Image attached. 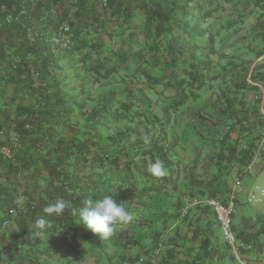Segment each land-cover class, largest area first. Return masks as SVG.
Instances as JSON below:
<instances>
[{
    "label": "trees",
    "instance_id": "obj_1",
    "mask_svg": "<svg viewBox=\"0 0 264 264\" xmlns=\"http://www.w3.org/2000/svg\"><path fill=\"white\" fill-rule=\"evenodd\" d=\"M250 14L260 55L264 0H0V264H87L88 252L93 264H142L138 252L129 254L138 244L131 233L150 223L152 199L175 188L171 156L181 127L216 139L209 166L250 164L258 137L237 149L229 132L248 137L254 122L263 124L264 59L223 65L231 74L218 94L208 84ZM138 79L159 93L153 105L142 87H121ZM157 160L166 177L149 173ZM184 177L204 185L192 169ZM104 195L124 202L134 219L100 240L77 209ZM57 200L63 212L45 214ZM41 216L48 223L37 236Z\"/></svg>",
    "mask_w": 264,
    "mask_h": 264
},
{
    "label": "rangeland",
    "instance_id": "obj_2",
    "mask_svg": "<svg viewBox=\"0 0 264 264\" xmlns=\"http://www.w3.org/2000/svg\"><path fill=\"white\" fill-rule=\"evenodd\" d=\"M255 16L256 14L248 15L237 36L241 38L232 49L225 51L226 58L220 59V62L216 64H219L220 68L218 79L208 82L209 89H212L215 94L226 88V81L231 74L229 66L227 70L221 69L223 65L244 62L247 63L245 67H252L259 59H264V52L258 54L263 43L254 38L252 29ZM213 59L215 61L217 56H213ZM145 85L138 79L133 83L126 81L121 84V87H142L148 92L153 105L159 93L147 89ZM259 87L258 109L264 117V86ZM206 89L205 87L202 90L203 94L206 93ZM251 96L252 94L249 93L242 96L243 103L247 107L251 103ZM154 111L159 112V107L157 109L155 107ZM262 123L259 127L254 122L251 127V136L248 137L243 133L240 134L237 127L231 128L228 141L231 145L235 144L237 149L246 144L245 138L258 137V142L251 146L254 149L251 151V166L248 163L243 165L233 162L222 167L221 170L216 164L209 166L205 162L207 155L218 151L216 139L208 137L204 131L192 129L191 126L179 128L176 131L179 142L171 156L177 161L178 166L175 188L168 186L164 192L152 199V208L146 214L150 223L147 225L146 222L132 231L131 237L138 241V244L129 248V254L132 256L138 252L142 264H242L239 259L247 264H264V251L256 256L258 259L256 262H247L245 257L247 253L242 246H239V259L236 258L223 240V236H220L214 215L205 204L208 198H212L214 190L220 191L218 193L215 191L213 198L217 197L223 202H227V195L232 196L236 193L237 198L233 196L234 225L240 227L246 219L249 222L252 221V225L264 223V197L260 202H254L250 198L255 186H264V119ZM189 169H192L193 174L204 183L201 188L189 184L185 179L184 175ZM213 177H218L219 182L216 183ZM169 242L173 245L168 244ZM261 243L264 249V237ZM207 248L212 250L209 251ZM253 254H255L254 251ZM93 261V255L90 252L86 253L85 262L93 264Z\"/></svg>",
    "mask_w": 264,
    "mask_h": 264
},
{
    "label": "clouds",
    "instance_id": "obj_3",
    "mask_svg": "<svg viewBox=\"0 0 264 264\" xmlns=\"http://www.w3.org/2000/svg\"><path fill=\"white\" fill-rule=\"evenodd\" d=\"M144 142L150 143V137L145 136ZM148 171L151 176L157 179L166 177L168 175L167 167L162 161L159 160L151 163ZM230 199H233V195H230ZM15 202L18 205H22L24 203V197H17ZM65 208V202L62 200H57L54 203H49L44 208V212L47 215L60 214ZM77 214L83 227L90 231L93 235L99 237L100 240H107L113 237L118 224L126 225L131 223L134 219L132 213L126 208L125 203L121 201L118 202L117 199L113 198L112 195H104L102 198L98 199H84L80 207L77 209ZM47 223L48 221L46 216H41L36 221L37 231L35 232V235H41V233L46 229Z\"/></svg>",
    "mask_w": 264,
    "mask_h": 264
},
{
    "label": "built area",
    "instance_id": "obj_4",
    "mask_svg": "<svg viewBox=\"0 0 264 264\" xmlns=\"http://www.w3.org/2000/svg\"><path fill=\"white\" fill-rule=\"evenodd\" d=\"M67 30V27L64 28ZM15 139H13L14 141ZM264 149V145H263ZM1 151L5 157H10L11 153L8 147L4 146ZM264 197V186H255L251 191L250 198L254 202H260ZM213 212L215 220L218 224L219 231L231 251L237 255L239 250V242L232 229V214L234 213V205L230 199L228 203H223L219 199L210 198L205 203Z\"/></svg>",
    "mask_w": 264,
    "mask_h": 264
},
{
    "label": "crops",
    "instance_id": "obj_5",
    "mask_svg": "<svg viewBox=\"0 0 264 264\" xmlns=\"http://www.w3.org/2000/svg\"><path fill=\"white\" fill-rule=\"evenodd\" d=\"M261 62H262V60L259 59L256 63H254V65L258 64V63H261ZM251 164L249 166H251ZM249 166H248V168H249ZM233 196H235L234 198H237L236 197V193H234ZM228 202H229V200H227V202H225V203H228ZM234 216H235V206H234V215H233V218H232L233 229L236 232V234H238L237 238H238L239 246H242L243 249L246 250L245 251L247 253L245 255V257L247 258L246 261L247 262L250 261V262L254 263V262H256L258 260L256 258V256L257 255H261L263 253V251H264V249L262 247V243H261V240L264 237V223H261L259 225H255V224L252 225V223H251L252 221L249 222V220L246 219V221H243V223L239 227V226H235L234 225V222H233L234 221ZM218 231H219V227H218ZM242 231H243V233H242ZM219 234L222 237L220 231H219ZM223 240H224V238H223ZM253 251H254L255 254H253ZM234 255H236V254H234ZM236 258L239 259L238 253L236 255ZM239 261L242 264H247V263H245L244 261H242L240 259H239Z\"/></svg>",
    "mask_w": 264,
    "mask_h": 264
}]
</instances>
